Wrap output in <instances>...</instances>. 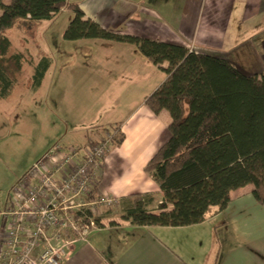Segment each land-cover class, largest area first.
I'll return each mask as SVG.
<instances>
[{"label": "crops", "instance_id": "crops-1", "mask_svg": "<svg viewBox=\"0 0 264 264\" xmlns=\"http://www.w3.org/2000/svg\"><path fill=\"white\" fill-rule=\"evenodd\" d=\"M70 1L80 5L86 18L111 31L219 55L246 74L264 72V0ZM73 14L65 8L46 20L44 36L55 45L47 52L52 63L37 88L29 78L26 82L19 78L11 92L0 97V116L11 120L21 111L28 116L30 110L28 117H32L40 96L59 119L55 143L64 146L86 144L98 138L101 127L121 124L125 136L103 159L99 194L119 200L132 192H152L160 202L159 184L144 167L169 138L171 114L168 109L155 113L145 98L164 80L165 73L133 43L65 39ZM42 110L40 114L45 116ZM22 128L14 134L16 140L25 134L31 138L33 128ZM43 139L44 149L39 147L37 155L26 163L25 173L53 145L50 139ZM0 152L15 155L3 145ZM23 170L8 174L3 188L8 189ZM252 191V184L231 190V201L224 209L211 205L203 221L185 226L137 225L119 213L103 215L99 210L102 225L74 239L61 264H264V240L237 239L227 216L229 206L254 196ZM8 193L0 192V211L10 205ZM244 206H240L241 212L247 210Z\"/></svg>", "mask_w": 264, "mask_h": 264}, {"label": "trees", "instance_id": "trees-1", "mask_svg": "<svg viewBox=\"0 0 264 264\" xmlns=\"http://www.w3.org/2000/svg\"><path fill=\"white\" fill-rule=\"evenodd\" d=\"M65 8L74 13L65 39L133 43L165 73L145 98L155 113L168 109L171 114L169 138L144 167L159 184L161 201L152 192L129 193L117 207L123 219L146 226L199 223L211 205L224 209L230 191L246 184L253 185L255 198L264 205V72L246 74L219 55L111 31L86 18L80 5L70 0H0V97L11 92L26 63L34 70L33 88L41 85L52 63L48 55L36 61L25 51L11 50L6 31L22 24L33 28ZM104 130L110 132V149L124 139L121 124L106 125L100 132ZM97 197L93 193L86 199ZM94 219L102 225L99 216Z\"/></svg>", "mask_w": 264, "mask_h": 264}, {"label": "built area", "instance_id": "built-area-1", "mask_svg": "<svg viewBox=\"0 0 264 264\" xmlns=\"http://www.w3.org/2000/svg\"><path fill=\"white\" fill-rule=\"evenodd\" d=\"M110 148L107 130L83 145L57 142L12 185L10 205L0 211V264H61L71 242L98 226V204L118 202L99 194Z\"/></svg>", "mask_w": 264, "mask_h": 264}, {"label": "rangeland", "instance_id": "rangeland-1", "mask_svg": "<svg viewBox=\"0 0 264 264\" xmlns=\"http://www.w3.org/2000/svg\"><path fill=\"white\" fill-rule=\"evenodd\" d=\"M4 1L8 2V0ZM45 26L46 20H42L33 28H28L22 24L8 29L6 33L12 42L11 50L21 49L22 51H25L27 53L29 52L26 51L27 49H29L30 51L32 50L33 54H30L28 56L32 57V59L36 61L40 60L42 56H47V52L49 51V49L53 47L55 48V45L53 43H49L45 38ZM31 68L32 66L28 63L24 65L23 73L19 76L20 80L26 82L29 78L30 84L32 83L33 80L31 77L34 70L33 68ZM41 102L42 101L40 99V96H38V98L35 100V110L32 117H28L32 115V111L30 110L28 111V116L26 111H21L18 113L19 115L17 118H15V115H13V118H11V120H7L5 116H0V145H3L4 148L8 147L15 154L13 155L6 154L5 152H0V192L2 190H5V192L8 193L12 185H14L19 179V177H16V180L14 178L13 183L10 184L8 189H4L3 184L7 181L8 174H11L12 176V174H14L15 172L19 173L20 170H23L26 167V163L28 161H31L37 155V153L39 152V147L42 146L41 150L44 149V144H41L44 140L43 137L48 138L47 140L50 139L51 145L59 139V136H57L55 131V128L59 126V124L57 123V120L59 122V119L54 116V110L48 108L44 101L42 103ZM40 109L45 110L47 114L45 113V116H42V114H40ZM44 117L45 119L43 120ZM43 123L45 125L44 130L42 128ZM31 124L33 126H31ZM46 125L49 127L48 130H46ZM21 126L23 127L22 129L26 128V126L29 129L30 127L33 128L31 138L30 135L29 137H27L25 134L23 135V137L16 140V136L14 134L20 130ZM43 154L44 152L41 155L39 154L40 156L36 160H34L26 169L29 170L30 167L43 156ZM24 173L25 172L23 170L20 174V177H22ZM119 203L120 201L118 200V202L112 207H108L104 204H98V209L105 212V214H109L110 212L115 214L119 210L117 208ZM242 204L246 205L244 206L247 209L246 211L241 212V210L239 209L243 208L240 207ZM229 208L230 211L229 215L227 216H229L228 219L230 221V224L233 225V229L235 230L234 232L237 235V239H253L257 241L264 240L263 204H261L254 196H251L247 199H244L243 202H233V204L229 206Z\"/></svg>", "mask_w": 264, "mask_h": 264}]
</instances>
